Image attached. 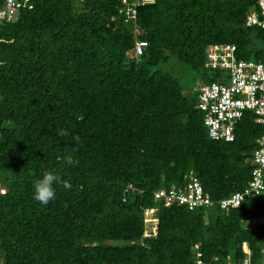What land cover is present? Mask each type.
I'll use <instances>...</instances> for the list:
<instances>
[{"label": "trees", "instance_id": "obj_1", "mask_svg": "<svg viewBox=\"0 0 264 264\" xmlns=\"http://www.w3.org/2000/svg\"><path fill=\"white\" fill-rule=\"evenodd\" d=\"M30 4L0 24V264H196L195 250L203 264H264V225L246 229L261 195L227 211L154 197L191 176L215 202L247 185L263 128L244 111L234 141L211 140L198 88L220 73L204 67L209 45L264 61V30L246 26L257 0H154L132 20L122 0ZM45 171L72 185L46 206L33 199Z\"/></svg>", "mask_w": 264, "mask_h": 264}, {"label": "built area", "instance_id": "obj_2", "mask_svg": "<svg viewBox=\"0 0 264 264\" xmlns=\"http://www.w3.org/2000/svg\"><path fill=\"white\" fill-rule=\"evenodd\" d=\"M153 2L139 0L128 5V0H122L126 5L122 13L127 20H132L137 6ZM22 9H31L30 0H3L0 24L15 21ZM246 26L264 30V0H257V10L246 16ZM234 51L233 45L213 44L207 47L204 67L227 72L228 76L226 79L218 77L217 82L199 88V109L203 112V124L209 138L226 143L234 141V130L244 111H252L255 115L254 122L263 128V132L256 140L258 148L252 153L253 168L247 185L241 191L215 202L204 193L199 180L191 176L184 190H160L155 192L154 197L163 200L167 206H186L191 211L213 208L227 211L238 208L247 197L261 195L263 212L246 227L254 229L259 224L264 225V61L240 60L235 57ZM135 52L141 53L140 42L135 43ZM262 252L264 262V240ZM242 264H248L247 260Z\"/></svg>", "mask_w": 264, "mask_h": 264}, {"label": "clouds", "instance_id": "obj_3", "mask_svg": "<svg viewBox=\"0 0 264 264\" xmlns=\"http://www.w3.org/2000/svg\"><path fill=\"white\" fill-rule=\"evenodd\" d=\"M206 50H207V48H206ZM205 55H206V51H205ZM208 71H211V70H208ZM214 71L216 72L218 70H214ZM219 72H221V71H219ZM218 77H220V76L218 75ZM217 81L218 80L213 81V82H217ZM210 83H212V82H210ZM203 85H206V84H203ZM203 85H199V88L201 86H203ZM199 88H198V91H199ZM78 119H83V117L80 116V117H78ZM59 134L62 135V136H66V135H68V132L66 130L62 129V130H60ZM74 139L78 142L80 138L78 136H76V137H74ZM68 163L72 164L73 161L71 159H69ZM58 183L62 184V187L65 188V189H71V187H72L70 182H68L66 180H64V181L60 180L58 175L55 174L53 171H45L43 173L42 179H38V180H36L34 182V185H33V188H34L33 199L38 201V202H40L42 205L46 206L50 201L55 199V197H56V189H55L54 185H56ZM4 193H5V189H4L3 185H0V195H3ZM146 214H148V213L146 212ZM248 225H249V223H248ZM248 225H247V227H248ZM248 230H250V229H248ZM200 257H201V253L199 251L195 250L194 258H195V263L196 264H198V261H200V264H203V262L200 259ZM215 259L216 258H214V260Z\"/></svg>", "mask_w": 264, "mask_h": 264}, {"label": "rangeland", "instance_id": "obj_4", "mask_svg": "<svg viewBox=\"0 0 264 264\" xmlns=\"http://www.w3.org/2000/svg\"><path fill=\"white\" fill-rule=\"evenodd\" d=\"M167 70L172 76H174L178 80V82H180L181 85H184L185 87H188V88L198 87L199 82H200V80L198 79L199 75L192 74L191 70L187 66H183L180 64L179 65L174 64L172 67L168 68ZM205 76L208 77L209 79L210 78L212 79V77L214 76V73L207 72V75ZM219 76L223 79H226L228 75H227V72L221 71L219 73ZM208 82L210 81H206L205 83L208 84ZM206 210H210V209H206ZM209 215H211V213ZM149 217L150 215L146 214L147 223L150 222Z\"/></svg>", "mask_w": 264, "mask_h": 264}]
</instances>
